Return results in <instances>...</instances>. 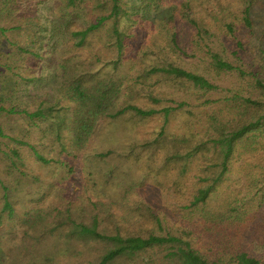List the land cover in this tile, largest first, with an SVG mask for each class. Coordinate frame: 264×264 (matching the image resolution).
Here are the masks:
<instances>
[{"label": "trees", "instance_id": "trees-1", "mask_svg": "<svg viewBox=\"0 0 264 264\" xmlns=\"http://www.w3.org/2000/svg\"><path fill=\"white\" fill-rule=\"evenodd\" d=\"M30 1L0 0V114L38 130L60 158L47 159L25 131L0 142L2 210L13 213L1 174L21 164L22 147L42 165L66 156L74 171L68 163L86 158L100 123L125 114L164 118L157 137L128 145L126 156L148 147L151 162L161 152L160 180L148 184L165 205L144 196L145 175L123 185L109 171L113 199L102 191L90 209L66 207L55 219L61 231L39 211L41 230L23 231L32 244L57 240L56 254L36 260L23 244L0 264H57L79 246L97 253L83 264H264V0H47L42 20L18 14ZM38 66L49 70L51 94L17 103ZM118 200L123 216L111 212Z\"/></svg>", "mask_w": 264, "mask_h": 264}, {"label": "rangeland", "instance_id": "rangeland-1", "mask_svg": "<svg viewBox=\"0 0 264 264\" xmlns=\"http://www.w3.org/2000/svg\"><path fill=\"white\" fill-rule=\"evenodd\" d=\"M50 6L51 4L47 0H34L22 3L19 6L18 14L32 13L39 16L42 20ZM145 26L148 27L146 31H148L149 35L148 33L145 34L143 29H140L141 39H146L148 35V41H150L155 28L152 27L151 20H148ZM18 40L25 44L26 34H21ZM42 66L47 67V64L43 62ZM44 69L40 70V66H38L34 73L38 80L20 88L17 93V103L26 102L30 98L36 99L35 97L41 100L43 96L46 98V95L51 94L52 89L48 84L51 75H49L48 68ZM29 109L32 111V106ZM14 118L0 114V126L2 134L5 136V138L0 137L1 143H6L8 141L7 137H13L17 133L25 131L24 139L35 145L38 151L46 155L47 159L52 158L56 161L60 158L59 147L54 143L50 144L48 140L40 141V132L38 130L27 127L26 122L23 123L20 120L14 122ZM163 124L164 118L160 114L145 119L125 114L117 119L101 122L83 151L86 158L83 157V153L78 158L72 157L73 161L68 163L73 167L74 171H69L65 163H63L66 161V156H61V164L52 162L49 165H42L34 161L28 149L22 147L20 149L21 164H17L16 169L11 171L12 174L6 175V171L1 174V179L4 181V186L8 189L9 201L13 208L11 216L7 215V211L2 210L3 200L1 195L3 193L0 187V213L1 221H3L0 225L1 257L5 260L6 258L11 260L15 254H18L23 244L25 245L24 247L28 245L27 251L29 254L32 253L36 260L43 253L49 256L56 254L55 251L62 246V244H58L57 240L47 237L46 240L40 243L34 242L32 244L33 241L31 239H23V231L41 230L42 223L36 221L39 211H42L41 218L44 219V224H48L49 231H61L62 228L55 225V219L57 214L63 212L66 207L71 210H78L82 207L90 209L88 205L89 199L95 202L97 195L101 194L102 191H105L113 199L112 192L106 191L103 186L105 174L109 171H112L113 177H117L123 185L130 184L135 177L137 178L136 181H138L145 175L147 181L144 188L149 187L143 190L144 196L148 200L155 199V205L164 206L165 201L161 199L158 191H154V188L148 184L150 182L154 183L155 180H160L161 152L155 153L151 162L147 160V158L149 159L148 147L143 150L135 148L132 156H126L128 145L138 146L153 141L160 133ZM169 131L173 133L172 129ZM67 140L68 138L64 137L67 151L76 152L75 148L69 146L70 144H68ZM1 149L4 150V146H1ZM107 152L112 153L107 157L99 158L97 156ZM149 168H151L150 171L148 170ZM4 169L5 167H2V170ZM88 173L90 177H88ZM7 176L9 177L7 178ZM179 181L181 180L179 179ZM114 203L118 204H114L116 207L115 209L112 208L111 212L117 216L125 215L127 208L122 205L121 201L118 200ZM28 213L35 217L34 221L26 219ZM63 248L65 249V246ZM78 248L80 254L71 260H68L65 256L63 257V255H55L54 258L57 264H83L97 255L96 250L90 247L81 248L79 246ZM25 253L26 251H24Z\"/></svg>", "mask_w": 264, "mask_h": 264}]
</instances>
